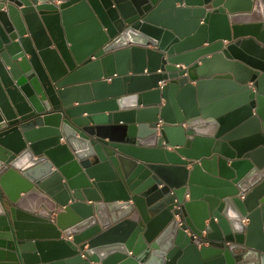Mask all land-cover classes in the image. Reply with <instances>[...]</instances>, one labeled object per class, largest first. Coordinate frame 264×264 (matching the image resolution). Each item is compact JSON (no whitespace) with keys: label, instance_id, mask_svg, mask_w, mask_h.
<instances>
[{"label":"water","instance_id":"obj_1","mask_svg":"<svg viewBox=\"0 0 264 264\" xmlns=\"http://www.w3.org/2000/svg\"><path fill=\"white\" fill-rule=\"evenodd\" d=\"M0 264H264V0H0Z\"/></svg>","mask_w":264,"mask_h":264},{"label":"crops","instance_id":"obj_2","mask_svg":"<svg viewBox=\"0 0 264 264\" xmlns=\"http://www.w3.org/2000/svg\"><path fill=\"white\" fill-rule=\"evenodd\" d=\"M133 104H130V106H132Z\"/></svg>","mask_w":264,"mask_h":264}]
</instances>
